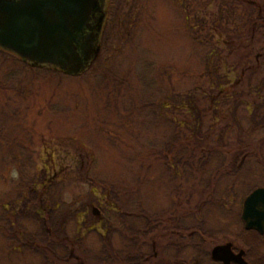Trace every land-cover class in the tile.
Masks as SVG:
<instances>
[{"label": "rangeland", "instance_id": "1", "mask_svg": "<svg viewBox=\"0 0 264 264\" xmlns=\"http://www.w3.org/2000/svg\"><path fill=\"white\" fill-rule=\"evenodd\" d=\"M238 1L264 18V0ZM230 3L107 0L99 55L79 75L0 49V264H130L153 246L208 264L239 242L241 200L264 183V35ZM183 6L206 20L212 57ZM191 97L201 116L182 109ZM193 151L202 169L185 172Z\"/></svg>", "mask_w": 264, "mask_h": 264}, {"label": "water", "instance_id": "2", "mask_svg": "<svg viewBox=\"0 0 264 264\" xmlns=\"http://www.w3.org/2000/svg\"><path fill=\"white\" fill-rule=\"evenodd\" d=\"M106 12L107 0H0V47L34 66L79 75L100 52ZM260 202L262 187L247 197L245 214H259ZM211 254L225 264H242V251L236 258L232 242L214 246Z\"/></svg>", "mask_w": 264, "mask_h": 264}, {"label": "trees", "instance_id": "3", "mask_svg": "<svg viewBox=\"0 0 264 264\" xmlns=\"http://www.w3.org/2000/svg\"><path fill=\"white\" fill-rule=\"evenodd\" d=\"M229 1H231L230 8H231V11H232V15L235 16L236 19L241 21V23H242V19L245 20V23H246L245 25L249 26L251 31L254 29L255 23L258 22V21H261L262 23L259 26V28H257V29L260 30V33H262V35H264V18L262 19V18L258 17L259 15L255 16V13L252 10H248L247 13H245V14H242L241 12L239 14L238 13V11H240L239 10V5H240L239 1L238 0H229ZM237 2H238V5L237 4L234 5V3H237ZM249 6H251V8H254L255 10L258 7L260 8V6L256 5V3H253V2L252 3H250V2L248 3V9H251ZM182 10L184 12L187 29H188L192 39L196 43L200 44V46L202 45L205 57H212V55L215 52L214 51L215 48H214V41H213L212 34H210V33L204 34L201 29L200 30L196 29L197 26H202L203 28H205L206 20L205 19L204 20L203 19H199L198 23L197 22L194 23L193 19H192L193 15L190 12H188V6H183ZM255 30H256V28H255ZM222 32L223 31H221V32L219 31V33L221 35H222ZM60 72H62V71H60ZM225 93H227V92H224V94ZM184 101L185 102L183 103V106H182L183 110H186L187 113L195 112L194 115H198V114H200L199 116L202 115L201 111H199L201 109V107L199 106L198 99H196L194 97H191V98L185 99ZM229 102H230L229 98H228V101L224 100L225 104H229ZM200 120H201V118H200ZM260 126H262V125H260ZM260 129H262V131H263L264 125L262 127H260ZM256 131H258V129H256ZM262 131H260V132H262ZM210 151H209L208 155H205V157H204V158H208V161L210 159L213 160L214 156H215L213 154V152L210 153ZM199 155H200V157H202L204 154L203 153L201 154V152L198 154V153L193 151V154H191L190 157H189L190 161L189 162H184L182 164L183 170L185 172H187V170H188L187 167H189L192 170L191 173L196 171V170H201L202 169V168L197 169L193 165H190L191 162H196V157H198ZM192 159H193V161H192ZM199 161H201V160H199ZM237 161H238L237 159L233 160V165L234 166H237V165L239 166ZM204 162H206V161H203L202 164H200V166H205ZM221 168H222L221 170L224 169V171H225V169L229 168V167L226 166V161H222ZM35 183H36V185L38 184L36 178H33V181L31 180L29 182V185L33 186ZM34 191H35L34 187L33 188L30 187V192L34 194ZM39 200H40V198L38 197L37 194H35L33 201L39 202ZM112 207H114L113 209H115L114 205H112ZM118 208L120 209V207H118ZM27 210L28 209H25V210H23V212L29 214V212H27ZM117 211L120 212L119 210H117ZM39 213H40L39 212V208L35 209V213L32 212L33 215H35L38 219H40V216H39L40 214ZM140 214H143V213H140ZM183 218H185V217H183ZM183 220H186V219H183ZM182 222H183L182 220L177 221V226L176 227H177L178 230H182L181 229L182 228V224H181ZM201 232L202 231L199 228H197L193 232V235H192L193 238L197 237L199 234H201ZM176 246H178V245H176ZM158 256H159V254L157 256H155V255H153V253L147 254L146 252L139 251L138 253H134L133 255H129L128 257L130 258V264H172V262L168 261V260H159ZM146 257H148L149 259H146ZM177 264H189V263H188L187 260H178Z\"/></svg>", "mask_w": 264, "mask_h": 264}, {"label": "flooded vegetation", "instance_id": "4", "mask_svg": "<svg viewBox=\"0 0 264 264\" xmlns=\"http://www.w3.org/2000/svg\"><path fill=\"white\" fill-rule=\"evenodd\" d=\"M15 57H19L16 54L4 50ZM244 159H242L243 162ZM243 165V163H242ZM264 188L263 184H257L253 188H251L249 191H247L243 199L241 200V210H240V220L242 224L241 228V237L239 242L236 241H225L224 243L232 242V252L235 254L236 258L237 255L242 251V264H264V204L260 202L256 206V210H261L258 214V212H255L254 214L246 215L245 214V207H246V199L247 197L257 188ZM258 222V223H257ZM220 243V244H224ZM153 255L157 256L158 253L155 250ZM210 262L208 264H225L224 261L221 260H215L212 257L211 251L208 253ZM146 259H149L146 257ZM240 259V258H238ZM197 264H202L198 262ZM230 264H241L235 260H232Z\"/></svg>", "mask_w": 264, "mask_h": 264}]
</instances>
